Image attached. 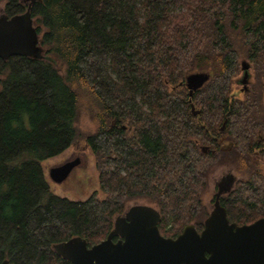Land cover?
Wrapping results in <instances>:
<instances>
[{"label": "trees", "instance_id": "trees-1", "mask_svg": "<svg viewBox=\"0 0 264 264\" xmlns=\"http://www.w3.org/2000/svg\"><path fill=\"white\" fill-rule=\"evenodd\" d=\"M0 3L9 16L27 8ZM29 13L41 52L0 59V261L71 264L55 243L100 242L138 200L158 210L164 236L200 230L217 166L237 179L219 198L229 221L264 216V0H35ZM240 59L251 71L236 96ZM192 71L210 74L191 97L197 115ZM80 139L98 186L70 199L43 163Z\"/></svg>", "mask_w": 264, "mask_h": 264}, {"label": "water", "instance_id": "water-1", "mask_svg": "<svg viewBox=\"0 0 264 264\" xmlns=\"http://www.w3.org/2000/svg\"><path fill=\"white\" fill-rule=\"evenodd\" d=\"M34 1L30 0L21 15L0 14V59L12 55L35 56L41 52L39 35L29 13ZM241 69L240 83L248 90L249 64L243 61ZM209 77L206 71H192L184 78L193 115L199 110L191 97ZM224 125L225 121L220 131ZM229 148L230 145L222 147ZM201 150L206 152L208 147L201 146ZM79 162L76 157L51 167L49 178L61 182ZM159 220L160 214L154 206L134 203L115 216L112 229L100 242L88 246L84 238L74 236L55 243L53 249L71 264H264V216L247 224L229 222L219 192L200 232L190 223L175 238L164 237L157 226ZM116 235L119 238L113 241ZM0 264L13 263L3 259Z\"/></svg>", "mask_w": 264, "mask_h": 264}, {"label": "rangeland", "instance_id": "rangeland-1", "mask_svg": "<svg viewBox=\"0 0 264 264\" xmlns=\"http://www.w3.org/2000/svg\"><path fill=\"white\" fill-rule=\"evenodd\" d=\"M4 3H0V9L3 7ZM245 61L249 64V80H250V63L245 59H240V69L241 63ZM243 71L241 70L235 76V84H234V95L240 96L244 89L240 81L243 76ZM248 88V84L246 86ZM76 126L83 132L88 133L94 130V124H92L85 115H81L79 119L76 121ZM78 157L80 159L79 164H77L68 174V176L59 183L53 182L48 175V171L51 167L60 165L66 161L72 160ZM43 167L47 178L50 182V186L53 191L61 196H66L70 199H80L88 196L93 190L97 188V171L95 168V160L94 156L91 153L90 149L87 147L85 142L80 139L76 142V144L72 145L65 152L57 155L55 157L49 158L47 161L43 163ZM231 169H228L226 166H217L213 169L209 184L207 189L203 193V201L208 207L209 211L211 209V205L213 203V196L216 188V182L220 180L226 174H230ZM234 174V173H233ZM134 203H143L144 200H138L135 202H130L127 207ZM151 205V204H149ZM153 206V205H152ZM123 213V212H122Z\"/></svg>", "mask_w": 264, "mask_h": 264}, {"label": "flooded vegetation", "instance_id": "flooded-vegetation-1", "mask_svg": "<svg viewBox=\"0 0 264 264\" xmlns=\"http://www.w3.org/2000/svg\"><path fill=\"white\" fill-rule=\"evenodd\" d=\"M22 4H26V5H28V3L30 2V0H19ZM1 13H4V14H6L8 17H11V16H13V15H21V14H23V13H21V14H13V15H8L7 13H5L4 12V10H3V8H1L0 9V14ZM242 70V69H241ZM243 73V72H242ZM238 81H240L241 82V80H238ZM188 90V89H187ZM114 124V121L112 122V125ZM122 125V124H121ZM219 141H220V143H221V145H222V147H226V146H228V145H231L223 136H221L220 137V139H219ZM231 148V147H230ZM229 148V149H230ZM255 164V163H254ZM236 177H235V175L233 174V172H230V174H226L225 176H223L220 180H218L217 182H216V188H215V192H214V196H213V203H212V205H211V209H212V207H213V204H214V198H215V196H216V194L219 192V198H220V196L222 195V194H224V193H226V192H228V191H230L232 188H233V185H234V183L236 182ZM127 209V208H126ZM125 209V210H126ZM210 209V210H211ZM124 212V211H123ZM210 212V211H209ZM122 214V213H121ZM209 214V213H208ZM227 215V214H226ZM117 216V215H116ZM208 216V215H207ZM206 216V217H207ZM205 220V219H204ZM229 220V219H228ZM230 222V221H229ZM236 223V222H235ZM237 224V223H236ZM240 225V224H239ZM195 226V225H194ZM203 226H204V224H203ZM203 229V227L200 229V230H197L198 232H200L201 230ZM161 235H163V234H161ZM178 235V234H177ZM176 235V236H177ZM164 236V235H163ZM176 236H164V237H172V238H175ZM119 238V236L118 235H116V236H114L113 237V241H116L117 239ZM1 262V261H0Z\"/></svg>", "mask_w": 264, "mask_h": 264}]
</instances>
